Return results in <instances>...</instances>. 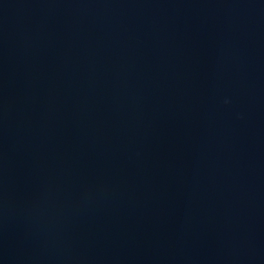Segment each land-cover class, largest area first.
Here are the masks:
<instances>
[{
    "label": "water",
    "instance_id": "1",
    "mask_svg": "<svg viewBox=\"0 0 264 264\" xmlns=\"http://www.w3.org/2000/svg\"><path fill=\"white\" fill-rule=\"evenodd\" d=\"M0 264H264V0H0Z\"/></svg>",
    "mask_w": 264,
    "mask_h": 264
}]
</instances>
